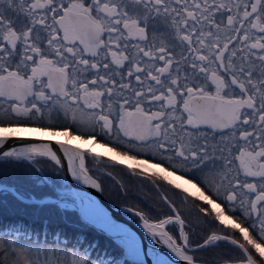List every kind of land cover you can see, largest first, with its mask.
Returning <instances> with one entry per match:
<instances>
[{
  "label": "snow or ice",
  "instance_id": "6c2138e0",
  "mask_svg": "<svg viewBox=\"0 0 264 264\" xmlns=\"http://www.w3.org/2000/svg\"><path fill=\"white\" fill-rule=\"evenodd\" d=\"M0 130L2 163L49 164L125 196L131 183L143 229L178 258L145 250L61 177L55 198L0 192L78 213L124 256L100 260L57 228L54 241L0 238V264H264V0H0Z\"/></svg>",
  "mask_w": 264,
  "mask_h": 264
},
{
  "label": "trees",
  "instance_id": "16d2710c",
  "mask_svg": "<svg viewBox=\"0 0 264 264\" xmlns=\"http://www.w3.org/2000/svg\"><path fill=\"white\" fill-rule=\"evenodd\" d=\"M64 178L66 183V178L64 172L59 171L49 164H37L32 165L27 161H19L13 163H2L0 162V183L5 185H11L24 191L26 195H35L40 198L44 195H50L56 197L53 185L56 187H61L60 179ZM48 181L41 185V181ZM69 187L70 184L66 183ZM110 181H104L103 194L116 204H121L124 206L132 207L134 209L140 210L142 205H140L139 200L136 198L138 193L135 187L129 183L128 187L131 189L127 196L124 195V190H109L108 185ZM37 211L39 212L38 217L36 216ZM78 215V216H67L68 222L65 223L62 219V215ZM79 214L76 212H65L61 211L55 207H44L42 209H37L36 206H28L21 204L13 199L10 194H5L0 192V235L4 237L16 238V239H31V240H49L54 241L56 237L52 234L55 229H63L66 236H72L75 234L82 233L83 236L87 237V242L81 241L84 247L88 244L92 245L91 255L100 260L108 258H121L125 254V248L122 245L116 243V239L112 238L105 232H100L93 226H90L84 222L79 221ZM138 219L137 216H133ZM49 220L51 231L46 234H33L31 236L21 237L15 232L10 231V226H14L20 223L24 225H29L36 220V226L43 220ZM75 223L77 226L72 227L71 225ZM63 241V238H61Z\"/></svg>",
  "mask_w": 264,
  "mask_h": 264
},
{
  "label": "water",
  "instance_id": "95a60500",
  "mask_svg": "<svg viewBox=\"0 0 264 264\" xmlns=\"http://www.w3.org/2000/svg\"><path fill=\"white\" fill-rule=\"evenodd\" d=\"M23 135H26L29 137L41 136V135H32L31 133H25ZM41 137L45 140L50 139V138L53 140L60 139V138H54V137H46L44 134ZM65 165H66V161H65ZM64 174L68 182L71 184V187L75 193V196H86V197L95 199L104 208V210L108 213V215L112 217V219L116 223L123 224L125 227L130 228L133 232L137 234V236L140 237L142 245L144 246L145 250L147 249L149 242H151L154 248L162 249V255H165L169 259H172V260L178 259L171 254L170 250H168L166 246H163L158 241L151 239L148 233L143 229L142 224L139 221V218L138 220H136L132 216H129L127 214V212H133L135 214L136 210L126 207V206H122L121 204L119 205V204L113 203L112 201H109V199L103 194L102 190H98V189L90 187L89 185H85V184L75 181L72 178L71 174L67 171H64ZM7 186H11V185H7ZM52 198H55V197H52ZM90 226H93V225H90ZM93 227L95 228V226ZM99 231L102 232L101 230ZM112 238L116 239L115 237H112ZM149 264H150V259H149Z\"/></svg>",
  "mask_w": 264,
  "mask_h": 264
},
{
  "label": "bare ground",
  "instance_id": "6f19581e",
  "mask_svg": "<svg viewBox=\"0 0 264 264\" xmlns=\"http://www.w3.org/2000/svg\"><path fill=\"white\" fill-rule=\"evenodd\" d=\"M2 131V130H0ZM32 135H41L43 136V134L41 133H31ZM46 137H50V135H46L44 134ZM54 138H60V139H64L66 141H69L71 144L73 145H78L79 147L81 148H84V149H88V148H91L93 151L95 152H103L105 153L107 156H115L114 153H111V152H108L107 149H104L102 147H100L99 144H93L91 142H85V141H81V140H77L75 138H68V137H62V136H58V137H54ZM116 159H119L120 157H115ZM173 179H176L177 183H182L184 184L185 187H191L190 185H187L186 183H184V181L180 180L178 177H173Z\"/></svg>",
  "mask_w": 264,
  "mask_h": 264
},
{
  "label": "flooded vegetation",
  "instance_id": "af4514ba",
  "mask_svg": "<svg viewBox=\"0 0 264 264\" xmlns=\"http://www.w3.org/2000/svg\"><path fill=\"white\" fill-rule=\"evenodd\" d=\"M68 182V180L66 179V183ZM120 205V204H119ZM122 206H124V205H122ZM126 207H128V206H126ZM129 208H132V207H129ZM132 209H134V208H132ZM134 210H136V211H138L137 209H134ZM127 214L129 215V216H136L133 212H127ZM62 216H78V215H72V214H70V215H67V214H64V215H62Z\"/></svg>",
  "mask_w": 264,
  "mask_h": 264
},
{
  "label": "rangeland",
  "instance_id": "374dc122",
  "mask_svg": "<svg viewBox=\"0 0 264 264\" xmlns=\"http://www.w3.org/2000/svg\"><path fill=\"white\" fill-rule=\"evenodd\" d=\"M68 187H69V186H68ZM68 191H69V194H70V195L76 197V196H75V193H74V191H73V189H72V187H69ZM0 238H3V239H13V238H10V237H7V238H6V237L1 236V235H0ZM125 251H126V250H125Z\"/></svg>",
  "mask_w": 264,
  "mask_h": 264
}]
</instances>
